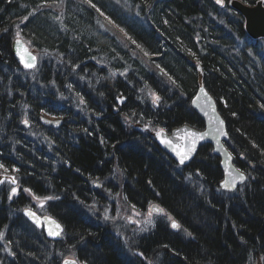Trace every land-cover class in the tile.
<instances>
[{
    "label": "trees",
    "instance_id": "1",
    "mask_svg": "<svg viewBox=\"0 0 264 264\" xmlns=\"http://www.w3.org/2000/svg\"><path fill=\"white\" fill-rule=\"evenodd\" d=\"M225 1L0 0V163L9 170L0 176L19 189L0 184V264H264V40L250 39ZM17 37L39 57L33 72L12 55ZM201 82L248 177L234 194L220 190L210 146L180 167L133 126L203 130L192 109ZM45 115L62 127H43ZM121 202L166 214L132 236L133 249L104 219ZM25 210L60 222L62 239L49 240Z\"/></svg>",
    "mask_w": 264,
    "mask_h": 264
},
{
    "label": "water",
    "instance_id": "2",
    "mask_svg": "<svg viewBox=\"0 0 264 264\" xmlns=\"http://www.w3.org/2000/svg\"><path fill=\"white\" fill-rule=\"evenodd\" d=\"M215 2V0H214ZM215 4L219 8H224L225 6L218 5L216 2ZM226 5V2H225ZM231 8L239 13L245 20V30L248 34V36L254 40H264V3L262 1L258 2L255 6L246 5L240 0H233L230 4ZM12 55L14 59L18 62V64L26 71H33L38 67L39 59L35 53H33L27 44L21 39L17 38L13 45H12ZM30 56L36 57V67L29 69L24 66V61L29 60ZM21 57L24 58V60L21 59ZM0 59L3 60V58L0 55ZM199 74L201 77H203V72L201 67L198 68ZM207 92V97L204 96V92ZM199 97V99H197ZM119 106L125 105V100H119L118 101ZM192 109L196 114H198L201 119L204 122V129L202 131L197 130L193 127H190L188 125L173 129L171 132L166 131H157L154 133V138L156 140L157 145L159 148L167 154L178 166L180 167H187L189 166L197 157L200 149L204 146H210L213 149V155L220 160V169L223 173V180L220 182V189L225 193H235L237 190H239L246 182L245 180L243 183L239 181V179L236 180L237 187L233 190H227L223 187V182L227 179H230L229 172L232 173L234 177H238L239 172H241L234 164V158L230 151L227 148V144L230 140V135L228 132V125L221 113L219 112L218 105L213 98V96L208 92L204 84H201L199 87L198 92L196 93L195 97L192 100ZM47 121V122H46ZM220 121H223V123H219ZM41 123L44 127H50L54 129H58L63 125V121L61 120H51L49 118H42ZM27 129H30V125H25ZM221 129L220 132H217L216 129ZM143 131L152 132V129L147 127H141ZM195 132L200 134V136L203 137V139H200L199 137L195 140V150L190 151V159L186 160L184 164H180L179 160L180 157L177 155V151H188L190 148H192V139L190 133ZM226 132L227 135L225 136L223 133ZM157 133H161L160 136L157 135ZM161 137L165 139H169L172 141L171 145H166L161 142ZM245 174V173H244ZM246 175V174H245ZM247 176V175H246ZM17 183L14 185L16 186ZM99 187V186H97ZM32 212L31 210H27L24 212L25 218L30 222L36 229L40 231H44L46 237L52 241H59L62 238V235L64 233V227L63 225L55 220L52 217L45 216L40 217L38 214L35 215V217H32L28 215L27 213ZM151 213H154L156 215H164V211L158 206L155 205L151 208ZM37 220L39 223H37ZM178 225V227L173 228L175 232L180 231V225L174 221L173 224ZM57 225L60 226V228H57ZM49 229H51L53 232L59 231V236H50L48 234Z\"/></svg>",
    "mask_w": 264,
    "mask_h": 264
},
{
    "label": "rangeland",
    "instance_id": "3",
    "mask_svg": "<svg viewBox=\"0 0 264 264\" xmlns=\"http://www.w3.org/2000/svg\"><path fill=\"white\" fill-rule=\"evenodd\" d=\"M155 96H156V94L154 92H152L150 94V96L148 95V97H149L148 99L151 100L150 101L151 104L153 103V105L159 107V101L156 103L153 102ZM121 100H123V99H121ZM125 104H126V100H125ZM47 117H49V116H47ZM49 118L53 120V118H51V117H49ZM133 126L137 127V129H138L139 125L136 124ZM0 179H1V176H0ZM6 180L7 181L10 180V177H6ZM6 180L4 183H6ZM102 184L103 183H100V185H98V186L101 187ZM18 191H19V189H18ZM18 191H17V193H18ZM107 212H109V215L107 214L106 216H104V219L107 222L110 221L112 223L111 213H110V211H107ZM112 216H113V219L115 222L116 231L120 234V236L123 239H125L124 240V241H126L125 244L131 249H133V247H135V242L133 241L132 238L136 239L138 237V236H134V237H132V236L133 235L146 234L148 231H150L153 228V226L155 224V219H156V216L150 214L149 212L140 213V212L132 210V208H130L124 202L121 205H119V208L115 212V215L112 214ZM69 259H75V258L70 257Z\"/></svg>",
    "mask_w": 264,
    "mask_h": 264
},
{
    "label": "snow or ice",
    "instance_id": "4",
    "mask_svg": "<svg viewBox=\"0 0 264 264\" xmlns=\"http://www.w3.org/2000/svg\"><path fill=\"white\" fill-rule=\"evenodd\" d=\"M215 2H216L218 5H221L222 7L225 6V0H215ZM93 6H94V5H93ZM25 19H27V17H25ZM21 59L24 60L23 57H21ZM35 61H36V57H35V56H30V57H29V60L24 61V66H25L26 68H29V69L35 68V67H36ZM77 67H78V66H77ZM202 91L204 92V96L207 97V92L204 91L203 89H202ZM197 99H199V97H197ZM159 100H160V97H159V96H155L153 102L156 103V102H158ZM261 107H264V105H261ZM46 122H47V121H46ZM23 123H24L25 125H27V124H28V120L25 119V120L23 121ZM219 123L222 124L223 121H220ZM161 131H162V130H161ZM216 131H217V132H220L221 129L217 128ZM223 134H224L225 136L227 135L226 132H224ZM157 135L160 136L161 133H157ZM189 135H191V137H193V139H192V141H191V143H192L193 146H192V148H190L188 151H177V155L180 157V160H179V163H180V164H184L186 160L190 159L189 152L195 150V147H194V146H195V140H196V138L199 137L200 139H203V137L200 136V134L195 133V132H192V133H190ZM161 142L164 143V144H166V145H171V144H172V141H171V140H169V139H165V138H163V137H161ZM0 169H3L4 172H8V171H9V170H8V169H7L2 163H0ZM13 170H14V171H19V169H13ZM228 175H229L230 179H227V180H225V181L223 182V187H224L225 189L229 190V191H230V190H233V189H235V188L237 187V185H236V180H237V179H239V181H240L241 183H243L245 180L248 179V177H247L243 172H239L238 177H234V176L232 175L231 172H229ZM4 182H5V180L0 179V184H3ZM9 182H10L11 184H13V185H15V184L17 183L16 178H15L14 176L10 178ZM17 191H18V189L15 188V187H13V188L11 189V194H12V195H15V194L17 193ZM25 191L30 192L31 190H30V189H25ZM9 198H11V196H10ZM49 199H51V198L49 197ZM27 214L30 215V216H32V217H35V215H36L35 213H32V212H29V213H27ZM37 223H39L38 220H37ZM172 227L176 228V227H178V225H176V224L174 223V224L172 225ZM57 228L59 229L60 226L57 225ZM48 234H49L50 236H59V235H60V232H59V231L53 232L51 229H49ZM2 236H3V234L0 233V238H2ZM63 264H78V262H77L76 260H65V261L63 262Z\"/></svg>",
    "mask_w": 264,
    "mask_h": 264
},
{
    "label": "bare ground",
    "instance_id": "5",
    "mask_svg": "<svg viewBox=\"0 0 264 264\" xmlns=\"http://www.w3.org/2000/svg\"><path fill=\"white\" fill-rule=\"evenodd\" d=\"M263 2H264V1H263ZM38 59H39V57H38ZM39 61H40V60H39ZM38 66H39V64H38ZM37 68H38V67H37ZM37 68H36V69H37ZM198 68H199V67H198ZM36 69H35V70H36ZM201 69H202V68H201ZM35 70H33V71H35ZM33 71H30V72H33ZM202 72H203V69H202ZM203 74H204V73H203ZM200 77H201V76H200ZM201 78H202V77H201ZM201 84H203V82H201L200 85H201ZM200 85H199V86H200ZM206 89H207V88H206ZM198 90H199V89H198ZM208 92H209V91H208ZM209 93H210V92H209ZM213 98H214V97H213ZM215 101H216V100H215ZM216 103H217V102H216ZM217 105H218V104H217ZM118 107L122 108V106H119V105H118ZM218 108H219V106H218ZM219 112H220V111H219ZM197 115H198V114H197ZM198 116H199V115H198ZM199 117H200V116H199ZM200 118H201V117H200ZM55 120H60V119H56V118H55ZM61 121H62V120H61ZM61 127H62V126H61ZM61 127H60V128H61ZM190 127H191V126H190ZM60 128H59V129H60ZM175 129H176V128H175ZM1 179L6 180V178H4L3 176L1 177ZM6 181H7V180H6ZM8 181H9V180H8ZM16 194H17V193H16ZM40 202H41V204H43V202L45 203V201H40ZM111 209H113L112 206L110 207V210H111ZM116 210H117V209H116ZM111 220H112V224L115 225V222H114V219H113V216H112V215H111ZM154 225H155V224H154ZM117 233H118V232H117ZM118 234H119V233H118ZM119 235H120V234H119Z\"/></svg>",
    "mask_w": 264,
    "mask_h": 264
}]
</instances>
